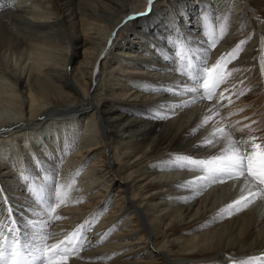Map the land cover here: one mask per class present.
Segmentation results:
<instances>
[{
    "label": "bare ground",
    "instance_id": "6f19581e",
    "mask_svg": "<svg viewBox=\"0 0 264 264\" xmlns=\"http://www.w3.org/2000/svg\"><path fill=\"white\" fill-rule=\"evenodd\" d=\"M56 43V67L30 60ZM0 50V104L17 103L0 118V233L84 238L54 264L264 261V197L187 162L264 142V0H0ZM189 68L218 81L211 102L185 91ZM63 117L67 141L34 139Z\"/></svg>",
    "mask_w": 264,
    "mask_h": 264
},
{
    "label": "snow or ice",
    "instance_id": "6c2138e0",
    "mask_svg": "<svg viewBox=\"0 0 264 264\" xmlns=\"http://www.w3.org/2000/svg\"><path fill=\"white\" fill-rule=\"evenodd\" d=\"M152 2L153 0H149V5ZM231 55L234 53H229V56ZM208 71L211 75V70ZM218 75L219 72H217ZM190 79L193 82V87L186 88V92H197V85L201 83L203 87L209 88V82L204 80L198 71L193 70L190 73ZM217 85L218 81L213 78L211 87L215 88ZM258 141H261V138L250 137L248 140L230 142L229 147L222 148L220 154L211 159L188 160L187 162L196 168L205 170L209 174L205 178L212 182L240 180L242 178L249 187V195L264 197V187H260L264 185V166L259 171L253 168L255 149H259L261 157L264 158V142ZM210 143L212 142L210 141ZM212 146L215 147V143H212ZM242 199L246 201L244 206L252 202L247 197H242ZM236 204H240V201H236ZM58 206L57 204L51 207L50 211L55 212ZM9 211L11 212V209ZM56 219H60V217H56ZM46 239V236L42 238L39 230L29 237L27 233H21L18 228L13 227L4 237V241H0V264H54L58 258L62 257V253L58 245H47ZM63 258L66 259V256ZM260 264H264V261H261Z\"/></svg>",
    "mask_w": 264,
    "mask_h": 264
},
{
    "label": "rangeland",
    "instance_id": "374dc122",
    "mask_svg": "<svg viewBox=\"0 0 264 264\" xmlns=\"http://www.w3.org/2000/svg\"><path fill=\"white\" fill-rule=\"evenodd\" d=\"M46 46H47V44H46ZM46 46L44 47V51L41 53V54H37L36 53V56L33 54V53H30V54H33L32 56H30L31 58H30V60H32V61H35L36 62V60L35 59H38V60H40V61H38V62H40L41 64H42V61L44 62V64H47V66H46V68H48V67H50V68H52V67H56V66H54V65H57L58 64V62H59V59H62L63 57H62V55H61V44L60 43H56L55 44V46L54 45H52V46H50V47H47L46 48ZM25 48V47H24ZM50 50V51H49ZM1 51V50H0ZM25 51H27V49L25 50H23L22 48L16 53V54H9L10 55V58L11 59H13V60H16V63L18 62V66L19 65H21L22 64V62H25V63H28V52H25ZM25 52V53H24ZM47 52V53H46ZM48 53H49V55H48ZM37 55H39L40 57H38ZM33 56H34V58H33ZM56 56V57H55ZM38 57V58H37ZM49 57H51V60H50V58ZM59 58V59H58ZM57 59V60H56ZM19 60H20V62H19ZM48 61V62H47ZM53 62V63H52ZM21 63V64H20ZM48 64H49V66H48ZM29 65H31L30 63H28V65L27 66H29ZM2 70V69H1ZM6 74H8L9 76H11L10 75V73L7 71V73ZM0 78H1V73H0ZM1 82H4L3 81V79L1 78L0 79V90H2V91H0V100L1 99H3L4 101H6L7 100V98H8V101H6V102H8V103H10V101H12L10 98H11V94H13L11 91H9V89H6L5 88V86L4 87H2V83ZM37 98H44L42 95H41V93H39L37 96H36V99ZM10 100V101H9ZM2 101V100H1ZM11 104V103H10ZM24 104V108H23V110L25 111V109H27V107L25 108V102L23 103ZM218 105V104H217ZM0 106L2 107V106H4L3 104H0ZM8 106V105H7ZM7 106H4V108L2 107L0 110V114L2 115L3 114V116H1L0 115V118H2V117H6V116H9V118H10V116H13V114H15V110H16V108L15 107H17V103L15 104V106L14 107H12V109H11V107L9 108V106H8V109L6 108ZM7 112V114H5ZM11 113H13V114H11ZM63 118H65V119H63ZM63 118H56V119H54L53 120V123L54 124H51L50 122L52 121H48V123L50 124H48V125H45V124H47L46 122H44L43 123V125H45L44 127H39L38 128V132L36 133L37 135H35V138L34 139H37L38 141H39V139L41 140L42 138H43V136H44V134H42V135H40V136H38V134L41 132V131H43L44 130V133H48V136L49 135H51L52 137L53 136H55V135H62V138H63V141H67L68 139H69V137H68V135L71 133V132H73L74 131V127H73V122H71V121H69L70 119H68L67 117H63ZM81 120H83V119H81ZM63 122V123H62ZM67 122V123H66ZM57 123V124H56ZM84 124H85V121H84V123L82 122V126H84ZM51 126V127H50ZM79 126H80V124L78 125V128H79ZM58 127V128H57ZM71 127H72V129H71ZM51 131H50V130ZM60 129V130H59ZM46 130V131H45ZM84 130V128L82 127V129H81V131H83ZM58 133V134H57ZM81 134H83V133H81ZM85 134V133H84ZM87 135H89V133L88 132H86V136L85 135H81V138L83 139V140H88L89 139V137H90V135L88 136V138H87ZM85 136V137H84ZM67 138V139H66ZM85 138V139H84ZM87 138V139H86ZM76 139H77V137H76ZM36 140V141H37ZM76 141V140H75ZM37 143V142H36ZM72 146V145H71ZM70 146V147H71ZM72 148V147H71ZM71 148H69V149H71ZM68 149V150H69ZM67 152V151H66Z\"/></svg>",
    "mask_w": 264,
    "mask_h": 264
}]
</instances>
